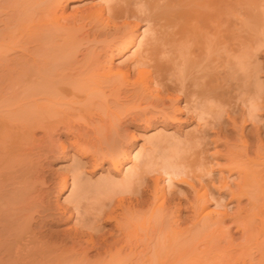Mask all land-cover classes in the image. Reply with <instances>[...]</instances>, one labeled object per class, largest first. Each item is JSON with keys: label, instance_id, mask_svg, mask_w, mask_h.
<instances>
[{"label": "bare ground", "instance_id": "1", "mask_svg": "<svg viewBox=\"0 0 264 264\" xmlns=\"http://www.w3.org/2000/svg\"><path fill=\"white\" fill-rule=\"evenodd\" d=\"M67 1L0 0V264H264V143L261 139L252 157L244 139L243 153L237 150L228 155L226 169L229 174H237L234 187L221 173L216 179L210 166L211 156H207L205 150H198L199 153L196 150L197 156L192 160H180V154L177 158L164 154L159 167H154V156L150 151L149 154L133 156L139 163L129 166L126 179L119 182L127 193L131 185L137 184L141 188L134 190L143 196L147 188L146 175L155 172L164 176L163 182H167V186L183 183L192 193L191 197L184 199L186 204L179 199L174 205L176 209L170 211L171 199L159 186V177L153 176L152 204L148 202L151 207L148 213L144 211L153 221L144 234L136 232L138 236L134 231L133 236L131 232L137 225L135 229L131 225L128 231L127 223L139 211L136 207L146 200L137 199L134 202L136 207L130 202L131 206H125L127 215L120 210L118 213L100 196L110 191L107 188L112 186L111 182L98 185L88 182L87 187L84 185L73 195L75 197L70 202L81 215L80 228L73 227L74 232L63 233L64 238L60 236L58 242H50L41 234L42 225L55 224L63 219L67 209L64 204L61 206L50 201L52 188L48 187V182L51 179L40 168L41 158L55 153L58 146L53 143L54 135L64 132L76 151L82 155L89 152V148H82L80 143L92 134L76 126L72 119L75 114L85 116L84 113L88 114L93 107H102L101 100L93 99L104 95V89H110L116 96L121 92H132L133 98H140L138 95L142 94L143 101L148 100L154 107L161 105L158 114L163 117L170 113L166 106L172 110L177 107L180 111L175 104L182 98L184 108L190 106L194 111L200 110L199 117L204 113L202 106L207 101H214L221 109L226 107V114L234 109L236 112L240 104L244 105L252 119L257 116L254 112L264 109V95L257 87L244 89L239 85L243 88L242 94L238 92L241 96L231 94V85L226 83L227 80L224 83L228 75L225 77L220 73L217 56L215 58L219 50H224L228 56L226 63H232L230 57L240 58L252 45L255 34L252 35L251 31L264 35V3H260L264 0H253L254 12L245 10L244 18H240V28L237 27L236 42L232 41L236 36L235 0H103L96 8L76 11L68 16L64 10ZM127 18L134 21L127 22ZM121 19L125 20L123 35L118 41L113 38L106 42L104 39L105 43L101 41L104 44L101 50L109 49L107 61H101L93 56L90 43L99 35H108L111 25ZM67 21L71 22L70 26ZM86 21H96L99 25L90 32L85 29L89 25ZM249 21L251 25H248ZM141 26H144L142 32H137ZM58 37H61V43H56ZM133 47L131 62L113 68V59L126 55ZM113 50L116 51L114 55ZM78 55L82 57L78 59ZM131 71H134V77H131ZM173 92L179 95L169 97ZM163 94H168V104ZM117 108L110 110L106 107L104 111L111 116L114 127L120 126L125 119L121 116L128 114ZM136 118L147 119L145 114L137 113L132 119ZM97 122L100 127L105 124L101 117ZM242 122L240 130L247 122L246 118H242ZM106 133L101 134L105 136ZM59 146L62 151L68 148L64 143ZM109 151L102 155L110 158L113 167L120 166L126 151ZM99 160L95 158L93 165H99ZM75 170L71 172L72 185L80 182L81 172ZM62 179V190H67L68 180L66 177ZM87 192L101 199L94 205V212L80 211ZM225 194H229L227 204L222 203ZM210 198L215 200L217 210L208 209ZM243 199L248 203L241 206ZM233 200L236 209L230 213L227 206ZM184 210L189 214L182 217ZM165 216L169 219L165 220ZM227 220L236 227L235 231L240 232L238 242L234 243L231 231L225 225ZM109 223H113L112 228L103 232ZM67 242H70L68 246ZM93 251L95 259L91 260L89 253Z\"/></svg>", "mask_w": 264, "mask_h": 264}, {"label": "rangeland", "instance_id": "2", "mask_svg": "<svg viewBox=\"0 0 264 264\" xmlns=\"http://www.w3.org/2000/svg\"><path fill=\"white\" fill-rule=\"evenodd\" d=\"M101 3H103V0L102 1L101 0H79V1L78 0H68L66 3V7L64 8L65 15L68 16V15H72L76 11H84V10L86 11L87 9L89 10L90 8H93V7L96 8L97 5L99 6V4H101ZM260 3H264V2L261 1ZM245 10L248 12H254L255 11L253 0H235V20H236V22H235V35L237 34L236 32L239 30L238 28H240V18L242 19L245 16V15L243 16V14L246 12ZM237 13L238 14L242 13V15H238ZM130 19L127 18L125 20L127 22H129ZM125 20L124 21L122 19L119 21L116 20L117 22L115 21V23H117V24L114 23L111 25V28H110L111 35H110V33L108 35H99V36H97L95 42L90 43V46H92V47H90V49H91L93 56L98 57L101 61L102 60L107 61V59H108L107 54L109 52V49H106V51L104 52V50H101V47H103L102 46V45H104L103 43L108 41V39L111 40L113 38L114 41H118L119 38L122 37V35H123L122 30L125 28L123 25ZM132 21H134V20L131 19L130 22H132ZM87 22L88 21H86L85 23L87 24ZM67 23H68V21H67ZM96 23L97 22L94 21L92 23H89V25L87 24L85 29L89 30L90 32H91V30L92 31L95 30V26L99 25V23H97V24ZM238 24H239V26H238ZM70 25H71V22L69 21L67 26H70ZM78 25L79 24H77V26ZM115 25H117L118 28ZM248 25H251L250 21L248 22ZM143 27L141 26L140 30L139 31L137 30V32H142L141 30H143ZM115 28L118 29V31ZM119 28L121 29V31ZM115 31H116V33H114ZM249 31H251V30H249ZM251 32H252V35L255 34L253 37L254 38L253 43H252L253 46L251 45L250 47H248V49L245 50L246 52L243 53V55H240L242 52L238 53V55H240V58H239V56H238V58H236V56H235V59H234V57L232 55H229V57L232 56L229 58V59H231L232 63H230V62L226 63L228 56L224 50H222V51L219 50L220 55L219 54L218 55L220 56V58H218V55H217V53L219 51L215 55V58L217 56L216 61H217V59H218V61L220 60L219 63L217 61L218 64L216 63L217 66L219 65L218 67L221 71L220 73H223V75L225 74L224 75L225 77L228 75L226 78H224L225 79L224 83L227 80L226 83L231 85V87H230L231 88L230 90H232L231 94L234 96V93H235V97H240L241 95H239V94L240 93L242 94V92H243L242 90H243V88L245 89V87L246 88L249 87L252 89L257 87L256 89H258V90L260 89L261 90L260 93H262V95H264V35L259 34V33H255L253 31H251ZM114 36L117 38H114ZM91 38L93 39V36H90V39ZM104 39H107V40H105V42H104ZM237 39L238 38L236 35L235 40H232V41L236 42ZM259 39L260 40L262 39V42H259ZM102 40H103V43L101 42ZM254 40H255V42H254ZM57 42H60V43L62 42L61 37L56 38V43ZM258 43H259V45H258ZM134 47L136 48V46H134ZM134 47L131 48V50L126 55L114 58L113 62H112L113 68H116L117 66H123L124 64L130 63L132 60V58H131L132 54L131 53L133 52V49L135 50ZM252 51H254V52H252ZM115 53H116V51L113 50L112 54L114 55ZM235 55H237V53ZM253 55H256V56L254 57ZM81 57H82V55H78V59H80ZM128 57H129V59H128ZM241 57H243V58H241ZM244 58H246V59H244ZM223 60H224V62H223ZM239 61L242 62L243 64L240 63ZM240 64H242V65H240ZM222 71H224V72H222ZM133 74H134V71H131V77L132 76L134 77ZM239 85L241 87L243 86V88L241 89ZM239 91H240V93H238ZM131 93L132 92L125 94V93L121 92V94H119L120 96L119 95L116 96L114 93H111L110 89L106 88V89H104V95H99L101 97L95 96L93 99L94 101L96 100L97 102H99L98 99L101 100L104 105L106 103L105 106L103 105L102 107H98V106L93 107L89 111L90 114L84 113L85 116H79L77 114H75L76 116L74 115V117H73L74 120L72 119L73 123L76 126H80L82 128V130L89 132L90 135L92 134V136H89L90 138L87 137L86 140H84V141L81 140V143H80L82 148H86V149L89 148L88 149L89 152L86 155H82L81 152L76 151L77 149H75L76 147L74 145H70L71 142L67 139L66 134L64 132L62 134H55L54 135L53 143L58 146L55 148L56 149L55 153L50 154L51 156L49 155L47 158H44V159H43V157L41 158L42 165L40 166V168H42V171L44 172L45 175H48V179H51V181L53 180L52 181L53 183L51 181L48 182V184H49L48 187L52 188L50 191V194H49L50 195V197H49L50 201H52L53 204L60 203L59 205H61V206H63V204H64V206H66V208H67L65 211L63 219L59 220L58 222L56 221V223H57V224L55 223L56 225L49 223L48 225L45 224V225H42L43 227L42 226L40 227L41 234L44 237L46 236V239L49 240L50 242H52L54 240H56L58 242V240L60 241V239L62 237L64 238L65 234H63V233L74 232L73 227L74 228H80L81 227V224L79 223V218L81 219V215L77 213L75 207H73L74 203L73 202L71 203L70 201L73 200V198L75 197V196H73V195H76L75 193H78L84 185L85 186H86V184L88 185V182H89V184L93 183L92 185L108 184V183L110 184V182H111L112 186L108 185L109 189L107 188V190H110V191H106L105 193H103L104 195L102 194L100 196L104 199V201H106L107 203L109 202L111 204V208L116 209L118 213L120 210V213L123 212L125 215H127L125 212L128 210L125 208H127L128 206H131V204L132 205L136 204L134 202H137L136 201L137 199L146 200V203H144L145 205L144 204L141 205L142 207L141 206L136 207L134 205L136 208H138L139 211L135 214L136 216H134L132 218L133 220H131V221H129V223H127V228L129 227L128 231H130L131 225H134L133 226L134 229H135V224L137 225L136 229H138V230H136V229L133 231L131 230L132 231L131 233L133 236L135 235L134 231H135V233L141 232L139 234H144V231H146V228H148L150 223H152V221H153L152 219H151L152 221L149 220L150 217H148L149 215L147 214L148 213L147 210L151 207V205L149 203L152 202V194L150 191L153 190V186H154V179H153L154 177L153 176L159 177V180H158L159 186L163 187L165 189L166 194H168L167 195L168 198L171 199V201L169 203V210L170 211H174L176 209L175 208L176 206H174V205L176 204V202L179 199L183 200L182 201L183 204H186V201L184 199L188 198L189 196L190 197L192 196L191 195L192 193L189 190L190 188L186 184L176 183V182L173 183L171 186H167L168 185L167 182H163L164 176L158 174L157 172H155L153 174L148 173L146 175V177L148 178V181L145 184L147 188H146V193L143 196H140L139 194H137V192H135L136 191V190H134L135 188L136 189L141 188L137 184L131 185L132 187H130V190H129L131 193L130 192L127 193L128 190H126V188H123L124 186L120 183L126 179L125 172H126V170H128L129 166H133L136 164L137 161L135 159H133V156L135 157L137 154H141V153L142 154H149L147 152L150 151V154H152L154 156L153 157V159L155 161L154 167H159V164L161 163V160H162V157L164 156V154L165 155L170 154V155H172V157L175 155L174 158H177L181 155V157L178 159H180V160L185 159L186 160V158H187V160H192L193 158H195V156H197L196 150L197 151L200 150V152L202 150L203 151L205 150L206 155L211 156V157L209 156L210 159L212 160V163L210 164V166L213 169V174L216 177V179L218 178V176L220 177L219 174L221 173L222 176L227 177L226 181L228 182V184L231 187H234V184L237 181V179H236L237 174L236 173L229 174L228 170L226 169V165L228 162V155L230 156L232 153H235V151H237V150H238V152L240 151L239 153H243V150H244L243 149L244 144L242 143L243 139L246 140L247 145H249V152L248 153H249V156H251V157L254 156L253 152L255 151L257 145H259L258 144L259 139H261L262 143H264V109H262V111L260 110V111L254 112L255 115H257V116L255 117V119L254 118L252 119V117H250L247 113L248 112L247 107L244 105L241 106V104H240L239 105L240 108L238 107L236 112L234 109L233 112H228V114H226L224 111V109H226V107L225 108L223 107L221 109L219 106H217L218 104L214 103V101H212V102L207 101L208 106H206L207 105L206 103H205L206 105L202 106V110L204 111L205 114L202 113L201 117H199V113H200L199 111L200 110L194 111L190 106H188V108H186V107L184 108L183 106H184L185 102H184V99L182 98L176 102L177 105L175 104V106H179L180 111L177 109V107L172 110L166 106L165 107L166 111H168V113L169 112L170 113L163 117L160 114H158V112H159L158 110L160 109L159 107H161V105H158L159 107H154L152 104H150L148 102V100H144V101L142 100V96H143L142 94L138 95V96H140V98L139 97L137 98V96H135V98H133L131 96L132 95ZM105 94L107 95V97ZM166 95L167 96L164 95V97H165L164 99H165L166 104H168L169 101H168V99L166 100V98L168 97V94H166ZM170 95L172 98H173V96L175 98V96H177L179 94L178 93L176 94L175 92H173V94L169 93V97H170ZM235 97L233 98V101L235 100ZM104 99H105V101H104ZM113 101H115L116 103H114ZM234 102H232V105L233 104L235 105ZM113 104L115 106H117L120 110L125 111V113H128V114L124 113L125 115L121 116V117L124 116L123 118H125V119H123L122 120L123 122L121 123V125L117 126V127H114V126H116V125H114V123L111 124L112 121L109 118L111 116L106 115V113L104 112V111H106L105 110L106 107H108L110 110L111 109L115 110L117 107H115ZM116 104H118V105H116ZM130 106H132V107H130ZM122 107H125V108H122ZM218 107H219V109H218ZM139 108H141V109H139ZM206 108L208 111L205 110ZM98 109H100L101 111L99 110L100 111L99 112ZM217 112H220V114ZM130 113H133V114H130ZM136 113L138 115L145 114L147 119H141V118L140 119L136 118V120L132 119L133 115H136ZM207 113H209V114H207ZM170 114L172 115V118H171ZM95 115H97V116H95ZM77 117H81V118H77ZM99 117L104 119V123L106 124V126H105V124H103L104 125V126H102L103 128L100 127V123L97 122ZM242 118H246L247 122L244 124L243 130H240V124H243ZM78 120L79 121L81 120V121L79 122ZM82 120L84 123L82 122ZM85 120H88L90 124L88 122H86ZM94 120H95V122H94ZM235 120H236V123H235ZM98 124H99V126H98ZM218 124H220V127L217 128ZM94 125H96V126H94ZM97 129H98V131H97ZM95 130L97 133H95ZM106 131H107V133H106ZM102 132L106 133L108 136L106 134H104L105 136H103V134H101ZM201 133H202V135H201ZM93 134H94V137H93ZM95 134H98L100 136L102 135V136L97 137V135H95ZM40 135H41V132L38 133V137ZM102 137H104V138H102ZM200 137H201V139H200ZM88 138H89V140H88ZM204 138H206V140ZM100 139L101 140L103 139V140L99 141ZM202 140H204V141H202ZM208 141H209V143H208ZM39 142H41V141H39ZM101 142H104V143H101ZM201 142H202V144H200ZM37 143H38V141H36V144ZM61 143H64L65 146L68 147L67 149H65V151H62L60 149L59 144H61ZM206 143H208V144H206ZM203 144H206V146H203ZM39 145H41V144L39 143ZM90 147H92V148H90ZM202 147H203V149H202ZM240 149L242 150V152ZM122 150L126 151V155L121 158L122 164L120 166H117V167H113L114 165H112V163H111L112 161L110 160L109 157H104L102 155L106 151L107 152L109 151V153H114V152L116 153V152H119ZM101 151H103V152H101ZM57 152H59V153H57ZM171 152H174L175 154L174 153L171 154ZM90 153L93 155H91ZM198 153H199V151H198ZM185 154H187L188 156ZM170 155H168V156H170ZM157 157H158V159H157ZM30 158L36 160L35 156L34 157L31 156ZM95 158H100L99 161L101 163L99 165H93ZM108 158H109V160H108ZM137 163H139V162H137ZM217 167H219V168H217ZM73 169L74 170L76 169L75 171H77V172L78 171L81 172V173L78 172L80 175V177H79L80 182L78 181L79 182L78 185H72L71 184V182H72V179H71L72 173L71 172L74 171ZM64 176L67 178L68 183H69V187L67 190H62V186L60 184L63 180L62 178H65ZM94 183H96V184H94ZM215 183L218 184V186L220 185L217 180L215 181ZM196 184L198 185V182L195 181V185ZM136 185H137V187H136ZM111 187H113V188L111 189ZM119 188H120V190H119ZM132 188H133L134 192H132L133 191ZM106 193H107V195H105ZM87 195L88 196L85 195V197H86V198H84L85 200L83 199V201H82L83 204H81L82 208H80V211L86 209L87 212H88V210L90 212H91V210H92V212H94V210H93L94 205L96 206V204H98L101 199L99 198V196L96 198V196L90 192H87ZM224 196H225V198L222 201V203L227 204L229 202V194H225ZM88 197H89V199H87ZM67 200L69 201V203ZM97 201H99V202H97ZM130 202H131V204H130ZM247 203H248L247 199H243V200H241L240 205L244 206V205H247ZM215 204H216L215 200L210 198L208 209L209 210L211 209L212 211L217 210V207L215 206ZM235 204H236V202H235V200H233L227 206L228 212L232 213L233 211H235V209H236ZM125 206H127V207H125ZM122 209H125V210L122 211ZM144 211L147 213H145ZM70 213H71V217H68V214H70ZM143 213H145V214L143 215ZM188 214H189V211L184 210L181 213V216L185 217ZM141 215L144 217H142ZM168 216H167V218H168ZM169 217L171 220L172 214H170ZM164 218H166V216ZM167 218L165 220H167ZM128 219H131V217L128 216ZM137 219H138V221H137ZM145 220H146V222H145ZM133 222H134V224H130ZM128 224L130 226H128ZM230 224H231V221L227 220L225 225L227 227H229V230L231 231L234 243L238 242L240 240V232L235 231L236 227L234 225H232V224L230 225ZM112 225H113V223H111V224L109 223L104 228L103 232L109 231V229L112 228ZM183 226L184 225H182V227ZM64 230H66V231H64ZM224 230H226V229L224 228ZM138 233H136V235H138ZM62 234H63V236H62ZM60 236H61V238H60ZM86 237L87 236H85V238ZM54 238H56V239H54ZM69 244H70V242H67L66 246H68ZM89 257L91 260H94L95 259V252L94 251L90 252Z\"/></svg>", "mask_w": 264, "mask_h": 264}]
</instances>
